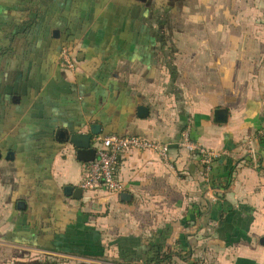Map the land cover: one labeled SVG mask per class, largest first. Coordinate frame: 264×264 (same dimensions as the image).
I'll return each instance as SVG.
<instances>
[{"label": "crops", "instance_id": "crops-1", "mask_svg": "<svg viewBox=\"0 0 264 264\" xmlns=\"http://www.w3.org/2000/svg\"><path fill=\"white\" fill-rule=\"evenodd\" d=\"M93 125L96 149L140 136L168 159L132 151L121 192L74 199L64 189L86 163L62 140ZM184 136L214 153L209 167ZM159 251L264 264V0H0V264Z\"/></svg>", "mask_w": 264, "mask_h": 264}, {"label": "built area", "instance_id": "built-area-1", "mask_svg": "<svg viewBox=\"0 0 264 264\" xmlns=\"http://www.w3.org/2000/svg\"><path fill=\"white\" fill-rule=\"evenodd\" d=\"M61 57V67L69 71L76 70L77 61L69 48L62 51ZM98 143L95 160L84 165V177L81 186L84 192H121L119 171L126 154L132 151L149 150L155 152L162 160H167L170 150L168 144L140 136L109 135L100 138ZM180 145L189 152H198L203 157V163L208 167L212 164L215 157L214 153L192 143L187 136L182 138Z\"/></svg>", "mask_w": 264, "mask_h": 264}, {"label": "water", "instance_id": "water-1", "mask_svg": "<svg viewBox=\"0 0 264 264\" xmlns=\"http://www.w3.org/2000/svg\"><path fill=\"white\" fill-rule=\"evenodd\" d=\"M140 114H143L141 116H146V113H148V109L141 107L139 109ZM219 115L224 116L223 111H218ZM145 113V115H144ZM218 114V113H217ZM100 126L93 125L91 127V133L90 134H74L71 136H67L65 140H62L63 142L70 141L76 148H77V156L80 161L83 163H90L95 160L96 158V148L92 146V140L94 135L100 134ZM65 193L69 196L74 197V199L81 200L83 197V189L81 188H75L72 186H66L64 189Z\"/></svg>", "mask_w": 264, "mask_h": 264}, {"label": "trees", "instance_id": "trees-1", "mask_svg": "<svg viewBox=\"0 0 264 264\" xmlns=\"http://www.w3.org/2000/svg\"><path fill=\"white\" fill-rule=\"evenodd\" d=\"M174 254L171 252H157L154 255L153 259H150V261L153 262V264H170L173 260Z\"/></svg>", "mask_w": 264, "mask_h": 264}]
</instances>
